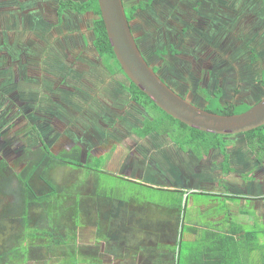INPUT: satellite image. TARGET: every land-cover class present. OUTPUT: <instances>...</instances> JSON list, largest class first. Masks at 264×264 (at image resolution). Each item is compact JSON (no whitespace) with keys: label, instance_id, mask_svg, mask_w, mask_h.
Here are the masks:
<instances>
[{"label":"flooded vegetation","instance_id":"obj_1","mask_svg":"<svg viewBox=\"0 0 264 264\" xmlns=\"http://www.w3.org/2000/svg\"><path fill=\"white\" fill-rule=\"evenodd\" d=\"M162 1L163 0L157 1V7L155 8L156 11L159 9L160 3ZM165 1L166 4H164V6L167 8V11L171 12V14L162 16L161 21H155V25H159L157 34L153 35L152 31H150L148 27L146 28V31H144V28L141 27V29H143L141 33L145 32L146 38H149L150 36L149 41L144 45L145 51L141 42L139 43L140 39L136 38V36L135 38L148 63L153 66L154 70L173 90H175L194 104L205 107L207 104V96L214 95L215 90L217 89L216 85H213L214 77L216 76V74H214L212 71L214 69L213 62L219 61L222 62V65H226V61L224 59H214L211 56L200 57V51L203 48L206 51V54H209L213 52L212 48L214 47L208 45L209 43L197 44V38L200 34H193V32H195L196 30L202 31V27L205 29L204 31L210 32V30L212 29L211 23L214 20L212 19L213 9L208 7L204 11L203 18H206L204 17L205 14H210L208 15L209 25L207 28H205V26L203 25L204 23H201L202 16L192 4L193 2H197V0H191L190 4L187 7V10L182 5L184 3V0L178 2V10L173 9L170 5V3H176L177 0ZM210 2L211 0H208V4ZM60 3L61 0H0V31L4 35V38L7 37V39L9 40L11 36L10 30L18 25L20 30L26 28V31L28 32L40 31L42 29L50 30V33H46V35L44 36L46 38L42 37V41L37 40L35 42H32L28 38L22 41L19 40V43L16 45L11 41H5L3 45L2 39L0 41V50L2 49L3 68L5 69V72H3L4 74H10L14 77L18 75L20 78L19 82H23V84L26 85V82L28 80H31L27 78L37 77L38 75H40L38 69L40 68L39 66H41V63H43L40 57L42 51L44 50V47L47 44H55V46L64 50L66 55L62 61L72 63L71 67L73 66V64H75V58V60H78V57L83 58L84 56L90 58V55L94 58L95 62L102 60L101 63H103V65L106 67L100 53L97 51L93 43L94 33L91 28V24L95 19V15L92 12L79 13L68 8L63 9L60 12ZM154 3H156V0H152L150 7L154 6ZM175 13H177L178 16H175ZM142 16L144 15H138L137 13L134 20H138V18ZM216 16L217 12L215 14V17ZM149 17L153 16L149 15ZM164 17H166L167 20H165ZM69 20L70 23H75L73 25H70ZM83 20H89V23L85 26ZM27 21H29L32 26H30ZM80 22L81 24L78 25ZM187 24L189 25V28ZM132 25H134L133 27L135 28L137 23H134L133 21ZM42 26L48 27L43 28ZM186 32L188 34H186ZM224 44L225 43H222V45ZM191 45L196 46L194 50L190 48ZM197 45L200 46L199 50H197ZM14 46H16V48ZM35 46H41V48H38L37 54L32 56L33 53L31 52L34 51ZM186 46L187 48H185ZM156 48H159L160 52H157ZM175 50H177L178 52H175ZM239 61L242 62L241 60ZM38 62H41L39 66ZM29 68L31 70H29ZM254 68L257 69L256 67ZM19 69L21 73L19 72ZM106 69L108 70L107 67ZM70 71H64L62 74H58L57 77L62 81V83L60 84V88L71 92L72 86L70 87V85L66 82L70 77ZM26 75L28 76L26 77ZM110 75L116 76L113 74ZM233 76H235L234 73H229L227 75L229 79ZM242 76L244 77L245 74H242ZM261 78H259L257 82L264 88L261 82ZM49 83L53 84V81L49 80ZM115 83L116 89H121L122 83L120 82V79L115 81ZM229 84L230 82L226 83V89L231 88V85L229 86ZM239 88L240 92L238 94L234 93L235 89L233 90L232 98H235L237 102H240L244 99L249 104H255L254 101L250 100V95H246L248 91L247 85H245L244 88ZM43 89H45L44 96L49 101L56 100L62 103L61 99H59L58 93L55 91L56 88L46 89L44 87ZM116 89L105 92V94L108 95L106 98L107 101L106 99H104L102 103H100L101 98L96 97V93L94 94V97L96 98L93 99L92 104H99L98 111L95 113L91 111L92 105H88L87 103H82V112H80V107H77V109L76 107H73L72 113L74 115L75 113L80 114L78 116L83 115V118L79 120L73 117L69 122L71 126L70 131H64V127L68 126L65 123L64 118L56 117V113L62 112L51 110L50 116L41 114V112H43L41 111V101L37 104L35 102V105L34 107H32L31 111L25 110L26 107L22 105V102L23 100L25 101V99L22 97V95V98H17L15 96V93H8L11 90L8 91L5 88L3 89L0 87V103H2V105L0 104V179H3V181H5L6 176H12L14 175V173L20 172L21 168L23 167L22 157L30 148L45 146L53 155L66 152L69 157V164L57 166L55 169H57L58 167H68V169L72 171V173L69 174L72 177L73 182L70 181V183L68 181L66 183L70 184L61 185L71 189L72 199H77L80 207V223L83 221L85 214L87 215V213L85 212V209L87 211L86 207L89 206V209L92 208L95 204L103 207L104 205L106 207L113 205V212L117 211V214L113 217V219L120 221V219H122V216L128 212L126 201L124 202L120 210L116 209V205H120V201L114 198V201L112 203V200L110 201V199L106 195L108 193L105 194V192H102V190H104L103 186L105 185L100 184L99 176L96 172L97 168L91 166V163L94 161V159L99 160L104 158V155L108 153L109 155L105 156V158L102 159L99 169L104 172H110L103 168L104 161L110 159L114 164L113 169L109 170H117L118 168L121 169L120 175L112 172L110 173L120 178L131 180L129 179L130 177L139 174L138 172L140 171L137 170V167L140 164L142 165L146 160V156H148V153L151 152L150 148H156L159 144H164L167 140L168 145L169 142H177L171 138L168 132L150 131L145 135H140L139 133H137V129L145 125L144 121L146 117H149V113L141 107L129 104L128 102V105H126V109H122V107L124 106H122V103L120 102L121 95L117 96V98L112 97L113 94L116 93ZM75 94L76 93H74V95ZM9 95H14V100L12 102L9 99ZM61 95L67 96L65 93H62ZM4 97H6L7 99L3 100ZM89 97L90 96L88 94L85 101H89L90 99H92L91 97ZM82 100L84 99L82 98ZM31 101L34 102V98H32ZM51 108L53 109L54 107L51 106ZM122 110H124V112H121ZM122 119L125 122L122 123L121 126L125 129L126 132L122 131L121 129H115L114 127V124H117V122ZM26 122L31 125V128H33L29 133L31 134L29 137H26L25 127L23 128V125ZM239 136V134H236L227 138L229 142L227 151L229 150V147L232 148L236 143L238 144L240 142H244L247 144L246 138H244L243 135H241L242 138H240ZM159 138H161V140ZM112 142L116 143L117 147H119L118 153L112 152L115 148L113 150H111V148L114 146L107 150L108 145ZM137 145H139L138 152H132V150ZM181 148L183 147L181 146ZM187 149L191 151H189L190 156L192 153L195 155V150H193L191 147ZM75 150L80 151L81 163H77L72 160ZM220 151L221 150L217 147H211L210 149H208L205 156L210 158L213 157V155H217V153L219 152L220 160H214L215 163H219L220 168L218 170L222 171L224 170V158ZM182 152L185 153V151ZM249 152L251 151L249 150ZM172 153L176 154L174 150L172 151ZM167 154L169 155L168 152ZM253 158L255 160L253 159V162L249 165V167L253 166L252 169L254 168L256 171L260 161L255 155L253 156ZM247 159H250L249 156ZM229 164L231 166V170L228 173H230L233 170L232 168H234L232 166V161L230 162V157ZM55 169L53 170V172L55 171ZM75 171L76 173L80 171L82 175L84 174V179H82V177H77V174H75V176L73 177ZM90 179L93 180L92 188L86 187V183ZM16 180L17 178L15 177L14 181ZM1 187L3 189H6L4 182H2ZM90 190H92L94 195L93 197H90L91 200L87 198V194L90 192ZM1 193L2 192H0V212L2 211L3 206L9 205V203L12 201L11 198L9 202L1 205L3 199L10 197V195H2ZM213 193L218 194V192ZM138 205L140 210L142 211H144L148 207H143L144 205H146L145 203H139ZM156 206L161 209H168L163 205L161 206L160 204ZM178 208L179 207L177 206L166 210L167 213H161L158 216V219L164 225H171L175 222H178V214H172V212H174ZM109 212V209H105V214L104 211H100V217L104 218L109 214ZM149 214V216L147 214L146 216H144L146 218H143V215L131 217V221L129 222L131 226H128V230H123L122 227H120V222L117 226H114V229H112L110 225L109 228H106L101 224L99 227L100 229H102L101 233L103 232L106 234H113L114 232H116L120 237H123L124 241L122 242V245H125V247V243L129 240V238L130 241L132 239L137 240L138 237L141 238L144 235L148 237L150 239L149 241L151 242L154 239L158 238V234L147 231V229H153V227L146 223L148 220L145 219L151 217V220L153 222L155 221V218L151 216L152 214ZM161 215H163L164 217L161 218ZM135 219H138L139 223H145L146 231H140L141 229L135 226L136 224H138L135 222ZM112 223L114 224L113 221ZM169 229L170 228L167 226L166 234L168 235L169 233L167 232ZM164 244V249L165 251H167L169 257L168 263L165 262L164 264H171V257L168 247V245L171 243ZM127 248H129L128 245ZM42 249L43 248H41L40 250ZM153 250L154 248L150 246L145 248V251H143L147 254L146 257L148 264L151 262V256L153 255V253L151 254V252Z\"/></svg>","mask_w":264,"mask_h":264},{"label":"rangeland","instance_id":"obj_2","mask_svg":"<svg viewBox=\"0 0 264 264\" xmlns=\"http://www.w3.org/2000/svg\"><path fill=\"white\" fill-rule=\"evenodd\" d=\"M138 1L140 0H126V2L129 4ZM179 1L182 0H177L176 3H170L173 9L178 10ZM165 2L166 1L163 0L160 3V7L156 12L155 8L153 7H149L150 9L148 11L143 12L144 16L139 17L136 21L138 22V26L136 25V28L138 29L139 27V30L143 31V29H141L142 27L144 28V31H146V28L148 27L149 30L152 31L153 35H156L158 32L157 30H159V25H155V21H161L162 16L171 14V12L167 11V8L164 6V4H166ZM190 2L191 0H184L185 4L183 3L182 5L186 8V10ZM192 4L202 16L201 23H204L203 25L205 26L206 20L203 18V15L204 11L208 8L205 6L206 0H197V2H193ZM221 4L227 9V11L239 15H241L242 12H244V10H246L247 8L249 11H251L250 20L252 21H250L249 25L246 27L241 26L239 24L241 18L238 17L232 19L230 15L228 16L223 12L217 11V16L211 23L212 29L210 30V32H207L208 34H205L208 37V45L214 47L212 48L213 52L209 53V55L214 59H224L226 61V65H222V62L219 61L213 62L214 69L212 71L214 74H216V76L214 77L213 85H216V88L221 87L223 90V96L227 98H232L234 89L238 87L244 88V86L247 85L248 91L246 95H250V100L256 103L264 97V88L257 82L259 78L264 77V0H232L230 2L224 0L221 2ZM149 15L153 17H149ZM175 16H178V14L175 13ZM164 19L167 20L166 17H164ZM259 19L261 20L260 25L256 24V22L259 23ZM89 20H87L88 22L86 20H83L85 26L89 23ZM27 22L30 26H32L29 21ZM81 22L78 25H80ZM69 24L73 25L72 23H70V20ZM187 26L189 28L188 24ZM42 27L44 28L48 26ZM10 31V35H12L17 41H22L29 38L32 42H35L37 40L42 41V37H44L46 33H50V30L47 29L28 32L26 31V28L22 30H20L19 28H13ZM257 31L260 34L257 35ZM14 32L18 33L15 34ZM139 33L141 32H136L137 36H140ZM195 33L200 34L197 42L206 44V40L200 42V36L203 33H201V31L199 30L193 32V34ZM186 34L188 33L186 32ZM205 34L202 36H206ZM255 34L256 38L258 39V43L256 45L252 42ZM143 35L146 36V33L143 32ZM143 35H141V39L142 37H144ZM134 36H136L135 33ZM149 39L150 36L149 38H146L145 42L147 43ZM139 42L142 41L139 40ZM222 43L225 44L222 45ZM14 47L16 48V46ZM34 48V51L31 52L33 53L32 56L37 54L38 48H41V46H35ZM65 55V51L55 46V44H47L44 47V50L42 51L40 57L43 62H40L41 66H39L40 63L38 62V66L40 67L38 71L40 72V75H38L37 77L27 78L31 79L32 81L28 80L25 85L23 84V82H19L20 78L18 75L14 77L10 74H3L2 76H0V87L3 89L5 88L8 91L11 90L8 93H15V96L17 98L23 97L25 101L23 100L22 105L26 107L25 110L31 111L32 107H34L35 105L34 103L36 102L37 104L41 101V111H43L41 112V114L50 116L51 110L62 112L56 113V117L64 118V121L68 126L64 127L63 130L70 131L71 126L69 122L71 121V119L73 117L79 120L83 118V115L78 116L80 114L75 113L74 115L72 113L73 107H76V109L77 107H80V112H82V103H87L88 105H92V112H97L99 104L93 105V99L99 97L101 98L100 103H102L108 96L107 94H105V92L116 89L115 81L126 78L122 73H120L121 75L119 74L116 76H111V73L106 69L103 63H101L102 60L95 62L94 58L91 55L90 58L85 56L83 58L78 57V60H75V58V64H73L72 67V63L62 61ZM239 60H241L242 62H240ZM254 67H256L257 69H255ZM2 69L3 67L0 63V73H2ZM29 70L31 69L29 68ZM68 70H71V74L68 78V81L66 82L70 85V87L72 86L71 92L60 88V84L62 83V81L57 77L58 74H62L64 71ZM19 72L21 73L20 69ZM229 73H234L235 76L229 79L227 77ZM242 74H245V76L243 77ZM27 76L28 75H26V77ZM49 80H52L53 84H50ZM227 82H230L229 86L231 85V88L229 89L225 88ZM44 87L46 89L56 88L55 91L58 93L59 99H61L62 103L56 100L49 101L44 96ZM62 93H65L67 96H62ZM74 93L76 94L74 95ZM95 93L97 94L96 97H94ZM127 93V90L125 91L122 89V95L120 97V102L122 103V106H124L122 107V109H126V105H128L127 100H125V98H127ZM88 94L92 99H90L89 101H85ZM13 98L14 95H9V99L11 100V102L14 100ZM32 98H34V102L31 101ZM82 98L84 100H82ZM51 106H53L54 108L52 109ZM121 112H124V110H122ZM124 122L125 121L122 119L118 121L117 124H114L115 129H121L122 131H125V129L121 126ZM24 127L26 137H29L31 135L29 133L33 128H31V125H29L27 122L23 125V128ZM239 137L242 138L241 135ZM159 139L161 140V138ZM167 143L168 140L164 144H159L156 148H150L151 152H149V155L146 156V160L142 165L140 164L141 166L138 165L137 167V170L140 171L138 172L139 174L130 177L129 179L131 180L120 178L116 175L111 174L110 172L120 175L121 169L118 168L117 170H109L113 169L114 164L110 159L105 160L103 163V168L110 172H104L101 170L102 172L97 174L99 177L101 176L102 182L105 185L103 186L104 190H102V192H105V194L108 193L112 197H116L118 201L122 199L125 200L127 204L126 207H128V212L122 216V219H120V221L114 219L112 220L114 224H109L112 229H114V226H117L120 222V227H122L123 230H128V226H131L129 223L131 221V217L134 216L137 217L143 215V218H146L144 216H146V214L149 216V213H151V216L155 218L154 222L151 220V217L145 220H148L146 223L153 227V229H147V231L151 233H157L158 238L154 239L151 242L149 241L150 239L145 235L141 238L138 237L137 240L132 239L134 241H130L129 238V240L125 243L126 247L125 245H122L123 248L126 249V251L128 249L127 245L129 246L130 252L135 247L138 248V244L140 241L143 244L144 249L147 247V245L157 242L176 244L179 238V232L184 231L187 234L189 226H191L193 230H197L198 228L202 229L203 231L205 229L204 227L212 228L213 221H211V218L214 216L217 217L219 215H224V220H222L221 227H223V229L227 227L228 217L226 216L227 209L224 205L226 202V191L224 188L227 184L226 180L228 177L226 176V170L224 169L222 171H219V163H215L214 159H218L217 161L220 160L219 152L217 153V155H213V157L210 158L205 156V151H200V155L197 152L195 153V155L192 153L190 156V150L187 149L189 148L188 145L177 144L174 142H169L168 145ZM181 146L183 148H181ZM234 147L236 148L237 159L240 162H242V159H246L251 155L247 148V144L244 142H240L238 144L236 143V146L234 145ZM110 148L111 150L115 148L112 152L118 153L119 147H117L116 143H110L107 147V150ZM138 148L139 145H137L132 150V152L137 153ZM173 150L176 152V154L172 153ZM182 151H185V153H183ZM167 152L169 153V155L167 154ZM107 155L109 154H105L104 158ZM249 163L247 162L248 165ZM252 171H255V169H251V172ZM53 173L55 176V180L62 185L70 184L71 182H73L72 177L69 174L72 173V171L68 169V167H58ZM75 174H77V177H82V179H84V174L82 175L80 171L77 173L75 171L73 177L75 176ZM68 181L71 182L66 183ZM92 181V179L88 180V182L86 183V187L92 188ZM65 190L66 192L72 194L71 189ZM213 192L219 193L215 194ZM10 199L11 197L3 199L1 205L9 202ZM139 203H145L146 205H144L143 207L148 206L147 209H145L144 211L140 210L138 205ZM152 204L155 206H153ZM159 204L161 206H165L168 209L178 206L179 210H175L174 212H172V214H178L179 221L171 225L162 224L158 219V216L161 213H167L166 210L168 209H161L156 206ZM238 205L240 207V204ZM135 222L138 223L135 226L137 228H140V231H146V225L144 222L139 223L138 219H135ZM167 226L170 228L167 232L169 233V235L166 234ZM0 237L3 238L4 235H1ZM27 240H29L28 236ZM3 245L4 241L0 243V247H2ZM184 245H186V247H190L191 243L185 241ZM41 248L43 249L40 250ZM173 248L177 249L176 245H174ZM37 249H39L38 251H41L43 253L46 252V249L42 246L38 247ZM53 251L58 252L59 250L54 248ZM162 252L165 253L167 251ZM47 254L54 257L52 253ZM43 257L47 258L46 254H44ZM53 257L50 258L49 261L55 259ZM183 259L184 258L182 257V260Z\"/></svg>","mask_w":264,"mask_h":264},{"label":"trees","instance_id":"obj_3","mask_svg":"<svg viewBox=\"0 0 264 264\" xmlns=\"http://www.w3.org/2000/svg\"><path fill=\"white\" fill-rule=\"evenodd\" d=\"M151 2L152 0H140L129 4L124 0L127 18L135 35L136 32H141V30H139V27L137 29L136 26L134 28L132 22L134 21L138 26L137 20H134L136 14L142 15L143 12L148 11L150 8L157 7V1L154 3V6L150 7ZM65 8L79 13L92 12L95 15V19L91 24L94 33L93 43L95 48L100 53L103 62L111 74L117 75L122 73L125 76L126 79H120L122 83L121 89H125L128 92L125 100H127L129 104L141 107L149 113V117L145 118V125L137 129V133L145 135L150 131L168 132L171 138L177 143L188 145L195 150L196 153L198 152L199 155L200 151H205L204 154H206L211 147H217L221 150L220 152L224 158V169L226 173L231 170L229 164L230 154L227 151V146L229 144L227 138L232 135H221L201 131L174 118L161 109L124 73L110 44L98 0H61L59 11L61 12ZM216 12V10H213L212 19L215 18ZM208 15L210 14L208 13L207 16L205 14L206 18H204L207 24L205 28L209 25ZM201 29V32H203L202 35L205 33L208 34L204 31L205 29L203 27ZM139 34L140 36L136 35V38L142 41L141 44L144 48V45L147 44L145 42L146 36H144L143 33ZM256 34L258 35L260 33L257 31ZM256 34L252 40L255 45L258 43ZM141 35L144 36L142 39L140 38ZM202 35L200 36V42L206 40V44L209 43V41H207V35ZM0 38V41L2 39L4 40L2 32H0ZM197 44L199 43L197 42ZM195 47V45L190 46L192 50H194ZM185 48H187V46ZM199 48L200 46L197 45V50H199ZM156 51L160 52L159 48H156ZM175 52L178 51L175 50ZM199 56L210 57L209 54H206L204 48L200 51ZM0 63L3 67L2 49L0 50ZM2 70L4 71L0 73V76L5 72L4 68ZM261 82L264 86V77L261 78ZM239 92L240 88L238 87L235 89L234 93L238 94ZM224 98L227 97L223 96L222 88L218 87L214 95L207 96V104L204 108L219 114H234L246 111L253 105L247 103L244 99L237 102L235 98ZM5 99L7 98L4 97L3 100ZM0 104L2 105V103ZM239 135H243V137L246 138L250 151L259 161L264 158V126L245 133H239ZM73 156L72 160L81 163L79 150H75ZM22 161L23 167L19 173H14L15 176H6L5 181L0 179L1 194L10 195L12 198L9 205L3 206L0 212V236H5L3 238L0 237V243L4 241V245L0 247V264H9L21 260L24 258L23 255H25V253L37 249L40 246L44 247L46 251H53L54 248H56L61 252H65L62 253V255H69L71 262L76 264L79 252V248L76 247V239L80 226V207L77 199H72L71 194L66 192L65 189L69 188L57 183L53 176V170L57 166L69 164L68 155L66 152L53 155L47 147L39 146L27 150L26 154L22 157ZM101 162L102 159H94L91 163V166L97 168V173L102 172L99 169ZM15 177L17 178L16 181H14ZM2 182H4L6 189L1 187ZM99 182L104 185L101 176L99 177ZM106 195L112 202L114 201L113 199L116 198L109 194ZM124 202L125 200H120V205L118 204L116 209L120 210ZM177 210H179V208ZM116 214L117 211L113 212V210H111L107 216L114 217ZM204 228V231L198 228L197 230H193L192 227L189 226L187 234L184 231L179 232L177 243L168 245L171 264H214V260H216V256L213 253L214 250H217L220 256L226 257L228 264H241L240 251H242L243 239L240 234H242V232L240 230L235 231V225H229V227L223 230H220V228H218V230H215L217 228ZM7 230L9 232H7ZM101 231L102 229L98 227V234H101ZM27 236L29 240H27ZM110 237L116 239L119 235L114 232ZM185 241L190 242L191 246L186 247V245H184ZM174 245H176L177 249L173 248ZM182 257L184 258L183 260ZM68 258V256H64L63 259H61L63 264L70 263ZM217 262L220 264L219 261Z\"/></svg>","mask_w":264,"mask_h":264},{"label":"crops","instance_id":"obj_4","mask_svg":"<svg viewBox=\"0 0 264 264\" xmlns=\"http://www.w3.org/2000/svg\"><path fill=\"white\" fill-rule=\"evenodd\" d=\"M222 1L224 0H211L208 4V0H206L205 6L223 12L228 16L230 15L232 19L241 18L239 21L241 26L246 27L249 25L250 21H252L250 20L251 11L246 8L241 15L231 13L221 4ZM227 1L230 2L232 0ZM258 21L259 23H256L260 25L261 20L259 19ZM13 28L18 29L19 25ZM14 33L16 34L18 32ZM5 41H11L15 44L19 42L12 35L9 40L5 37L3 44ZM115 92L116 93L113 94L112 97L116 98L122 95V90L120 88L115 90ZM234 145L236 146V144ZM247 148L250 150L248 145ZM228 151L230 153V162L232 161V166L234 168L226 175L228 178L224 188L226 191V202L224 205L227 209V227H229V225H235L238 229L234 228V230H240L242 232V234H240L243 239L242 251H240L241 264H264V158L260 160L257 170L251 172L253 166L249 167V165L253 162V154L249 156L250 159H242V162H240L237 159L236 148L234 146L232 148L229 147ZM247 162H250L249 165ZM87 196V198L91 200L90 197L94 196L92 190ZM238 204H240V207ZM112 208H114L113 205L107 207L104 205L103 207L95 204L92 208H87L88 212H86L85 209L87 215L85 214L83 221L80 223L76 239V247L79 248L76 264H148L147 254L143 252L145 249L141 241L138 244V248L133 247L134 249L130 252L129 248L126 251L122 246V242L124 241L123 237L119 236L114 239L110 237L111 234L103 232L98 234V227L100 224L109 228V224H112V220H114L113 217H108L107 215L101 218L100 211H104L105 214V209L111 211L113 210ZM163 217L164 216L161 215V218ZM222 220H224V215L212 217L211 221H213L214 224H212V228H217L215 230H218V228H220V230L223 229V227H221ZM164 245L165 244L161 242L147 245V247L151 246L154 248L151 252L153 255L151 256V262L149 264L168 263V253L162 252L165 251ZM38 250L39 249H33L28 251L23 255L24 258L9 264H63L61 259H63L64 256H68L70 262L65 264H73L69 255H62V253L65 252L46 251L43 253ZM47 253H52L54 257ZM213 253L216 256L214 264H218L217 261H219L220 264H224V262L228 264L227 258L220 256L217 250H214ZM44 254H46L47 258L43 257ZM52 257L55 259L49 261Z\"/></svg>","mask_w":264,"mask_h":264},{"label":"water","instance_id":"obj_5","mask_svg":"<svg viewBox=\"0 0 264 264\" xmlns=\"http://www.w3.org/2000/svg\"><path fill=\"white\" fill-rule=\"evenodd\" d=\"M112 49L128 78L166 113L201 131L236 135L264 126V97L241 113L219 114L173 90L144 57L123 0H98Z\"/></svg>","mask_w":264,"mask_h":264}]
</instances>
